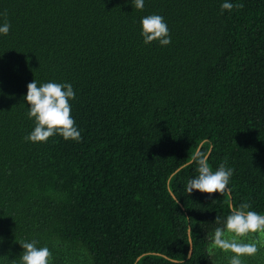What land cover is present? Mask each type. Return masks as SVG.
Returning <instances> with one entry per match:
<instances>
[{
	"label": "trees",
	"instance_id": "16d2710c",
	"mask_svg": "<svg viewBox=\"0 0 264 264\" xmlns=\"http://www.w3.org/2000/svg\"><path fill=\"white\" fill-rule=\"evenodd\" d=\"M224 2L0 0V264L33 240L49 264H228L208 248L230 207L264 215V0ZM152 14L170 45L144 44ZM34 80L71 83L81 141H25ZM197 151L226 194L186 191Z\"/></svg>",
	"mask_w": 264,
	"mask_h": 264
},
{
	"label": "clouds",
	"instance_id": "9594fccd",
	"mask_svg": "<svg viewBox=\"0 0 264 264\" xmlns=\"http://www.w3.org/2000/svg\"><path fill=\"white\" fill-rule=\"evenodd\" d=\"M133 7L143 10L144 0H131ZM241 9L242 3L233 4L225 0L221 4V14L231 12L233 8ZM6 16L7 13H0ZM144 44L149 45L158 41L161 46L171 43L170 30L164 17L158 14L148 15L141 20ZM11 24L7 20L0 25V34L7 35ZM75 91L71 83L47 82L38 86L37 82L27 85V94L24 98L29 105L27 113L29 119H34V130L26 136L25 141L32 143H46L50 137L60 135L64 140L79 142L82 140L81 132L76 127V122L71 115L70 101L75 99ZM192 162L197 164L198 175L188 180L186 191L189 194L199 192L207 194L209 198L216 194H226L233 169L221 164L213 171L209 165L208 154L197 151ZM251 205L242 203L239 207L231 206L230 214L217 227L211 235V244L208 248L209 255L215 250L232 253L228 264H243V257L255 255L260 248H264V215L249 210ZM217 223L221 224L219 218ZM249 236H255L245 242ZM39 242L23 241L20 245L23 252L19 256L18 264H49L52 256L48 247H37ZM11 264H17L12 260Z\"/></svg>",
	"mask_w": 264,
	"mask_h": 264
},
{
	"label": "water",
	"instance_id": "95a60500",
	"mask_svg": "<svg viewBox=\"0 0 264 264\" xmlns=\"http://www.w3.org/2000/svg\"><path fill=\"white\" fill-rule=\"evenodd\" d=\"M180 168H181V167H180ZM180 168H178V169L176 170V172H177ZM174 198H176V197L174 196ZM191 255H192V243H190V249H189V255H188V258H189Z\"/></svg>",
	"mask_w": 264,
	"mask_h": 264
}]
</instances>
